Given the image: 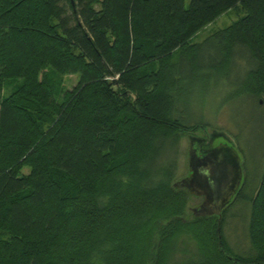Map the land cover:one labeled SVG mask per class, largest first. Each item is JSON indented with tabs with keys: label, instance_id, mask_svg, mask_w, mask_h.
<instances>
[{
	"label": "trees",
	"instance_id": "trees-1",
	"mask_svg": "<svg viewBox=\"0 0 264 264\" xmlns=\"http://www.w3.org/2000/svg\"><path fill=\"white\" fill-rule=\"evenodd\" d=\"M217 86L264 114V0H0V264H264V141L220 215L173 185Z\"/></svg>",
	"mask_w": 264,
	"mask_h": 264
},
{
	"label": "rangeland",
	"instance_id": "rangeland-1",
	"mask_svg": "<svg viewBox=\"0 0 264 264\" xmlns=\"http://www.w3.org/2000/svg\"><path fill=\"white\" fill-rule=\"evenodd\" d=\"M238 18V15L234 11H227L217 17L216 20L209 23L202 30L196 33L193 41L201 40L206 37L207 34L217 30L222 26L228 25L230 22ZM76 83L75 77L67 75L65 76L64 84L67 87H71ZM206 88H202L200 91L202 94L207 93L208 95L202 97V101L205 106L204 112L206 116L200 118V120H207L213 122L215 126H208L206 128H200L194 132L182 133L179 136V144L177 146V167L175 181L178 182L180 179L189 176V147L192 141V148L197 153H204L212 150L214 146L227 145L228 147L235 150L238 154L240 161V168L242 169L241 180L246 179V175L255 177L257 173V167H260L262 162L261 153L263 151V141H264V114L258 109H253L250 103L245 102L240 99H231V102H226L224 98L226 95L223 91L226 89H220L218 87H212L209 91ZM201 102V103H202ZM223 107V109H222ZM221 109V110H220ZM225 110V112H224ZM227 115V116H226ZM200 116L198 113L194 115V119L198 120ZM216 126L220 128H215ZM220 129V130H219ZM29 168L25 166L24 172H27ZM258 180V175L257 179ZM249 183V185H251ZM248 187L246 188V193L248 192ZM177 190L183 188L188 194L185 199V213L192 216L194 215L193 208L201 205L203 201L202 194H197L195 192L189 191L186 187L180 185L175 187ZM210 210V209H209ZM208 210V211H209ZM214 210V209H213ZM239 205L236 206L234 211L238 212ZM212 211V209H211ZM201 213V212H197ZM213 214H198L199 216H213ZM196 216V215H194ZM236 217H234L235 219ZM237 224V223H236ZM229 227H226L225 235L228 237L230 243L238 242L243 240L242 230H244V222L241 219L238 220V224L234 226V222L228 223ZM179 244L182 246L185 244L187 247L192 245V241L187 238V236H181ZM180 257V254L176 255L175 258Z\"/></svg>",
	"mask_w": 264,
	"mask_h": 264
},
{
	"label": "water",
	"instance_id": "water-1",
	"mask_svg": "<svg viewBox=\"0 0 264 264\" xmlns=\"http://www.w3.org/2000/svg\"><path fill=\"white\" fill-rule=\"evenodd\" d=\"M188 161L189 176L174 182V187L182 185L189 191L202 194L203 201L200 206L193 208L194 215L199 216L198 214L203 213L220 215L221 209L236 193L242 181V169L237 152L227 145H222L198 154L192 148L191 141ZM198 211L201 213H197Z\"/></svg>",
	"mask_w": 264,
	"mask_h": 264
},
{
	"label": "flooded vegetation",
	"instance_id": "flooded-vegetation-1",
	"mask_svg": "<svg viewBox=\"0 0 264 264\" xmlns=\"http://www.w3.org/2000/svg\"><path fill=\"white\" fill-rule=\"evenodd\" d=\"M199 154V153H198Z\"/></svg>",
	"mask_w": 264,
	"mask_h": 264
}]
</instances>
